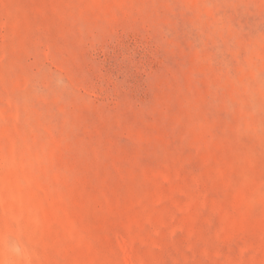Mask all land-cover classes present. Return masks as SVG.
Returning a JSON list of instances; mask_svg holds the SVG:
<instances>
[{"label": "rangeland", "instance_id": "374dc122", "mask_svg": "<svg viewBox=\"0 0 264 264\" xmlns=\"http://www.w3.org/2000/svg\"><path fill=\"white\" fill-rule=\"evenodd\" d=\"M0 264H264V0H0Z\"/></svg>", "mask_w": 264, "mask_h": 264}]
</instances>
